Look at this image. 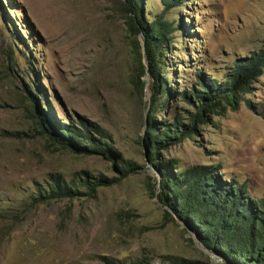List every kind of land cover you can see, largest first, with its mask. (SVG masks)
Segmentation results:
<instances>
[{"label": "rangeland", "instance_id": "rangeland-1", "mask_svg": "<svg viewBox=\"0 0 264 264\" xmlns=\"http://www.w3.org/2000/svg\"><path fill=\"white\" fill-rule=\"evenodd\" d=\"M123 3L0 0V264H103L102 256L119 264H168V256L223 264L189 241L182 221L163 225L166 208L150 186L159 174L141 142L151 82L144 91L137 85ZM133 3L146 21L164 14L181 28L166 58L172 94L162 100L158 123L186 118L191 109L182 93L197 87L198 76L221 82L262 48L264 0H187L169 11L161 0ZM27 82L39 84L59 121L82 116L99 124L123 158L142 169L94 197L36 204L53 176L78 187L84 173L119 172L112 161L57 150L40 137L24 98ZM246 99L251 107L242 103L214 116L162 156L177 159L181 169L220 165L226 179L247 183L253 198H263L264 74Z\"/></svg>", "mask_w": 264, "mask_h": 264}, {"label": "trees", "instance_id": "trees-1", "mask_svg": "<svg viewBox=\"0 0 264 264\" xmlns=\"http://www.w3.org/2000/svg\"><path fill=\"white\" fill-rule=\"evenodd\" d=\"M133 1L137 0H124L122 11L126 15L130 46L137 64L136 82L142 91L147 89V82L143 80L147 68L143 63L140 40L145 42L152 98L145 123L146 135L141 142L148 162L161 176L160 180L159 177L151 178L150 186L154 196L159 191L157 197L166 208L163 225L182 221L185 231L191 235L189 241L195 243L194 234L211 254L222 258L223 264H264V197L253 198L247 183L226 179L221 174L220 165L198 164L181 169L177 159L162 156L171 148L195 138L199 129L208 125L214 116H223L228 110L237 111L242 103L251 107L246 97L264 74V41L259 52L235 63L223 81L198 76L197 87L190 89L189 93H182L183 101L191 109L186 113V118L177 116L172 122L158 123L156 113L164 107L162 100L172 94L168 87L166 58L174 44L175 34L181 28L167 20L164 14L146 21L142 9L135 6ZM161 1L169 11L187 0ZM13 53L11 49L6 58L7 64L11 63ZM23 90L30 119L35 123V131L40 137L57 150L112 161L119 172L118 177L104 174L93 177L84 173L87 178L78 187L53 176L52 182L46 188H41L33 198L36 204L94 197L100 189L118 185L142 169L123 158L99 124L82 116L71 118L69 124L59 121L51 113L48 99L39 84L27 82ZM101 261L103 264H119L106 256H102ZM167 262L202 264L179 256H168ZM131 264L151 263L135 261Z\"/></svg>", "mask_w": 264, "mask_h": 264}, {"label": "water", "instance_id": "water-1", "mask_svg": "<svg viewBox=\"0 0 264 264\" xmlns=\"http://www.w3.org/2000/svg\"><path fill=\"white\" fill-rule=\"evenodd\" d=\"M140 41H141V46H142V49H143V63H144V65H145L146 68H147V73H146V76H145V80H146V82H147V88H149V83H150V80H151V76H150V73H149V71H148V65H149V63H148V59H147L146 52H145V42H144L143 39H141ZM150 90H151V89H150ZM150 102H151V96L149 95V96H148V103L150 104ZM160 179H161V176H159V180H160ZM158 188H159V187H158ZM156 198H157V193H156ZM178 221H180V220H178ZM180 222H181V221H180ZM189 230H190V229H189ZM190 232H192V231L190 230ZM192 236H193L194 242L197 243L198 246H200L201 248L205 249L209 254H211V253L208 251V249H206V248L200 243V241L198 240V238H197L194 234H193ZM211 255H214V254H211Z\"/></svg>", "mask_w": 264, "mask_h": 264}]
</instances>
